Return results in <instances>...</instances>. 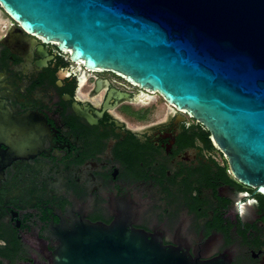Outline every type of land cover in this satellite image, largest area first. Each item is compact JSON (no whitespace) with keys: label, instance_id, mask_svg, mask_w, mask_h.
Returning a JSON list of instances; mask_svg holds the SVG:
<instances>
[{"label":"flooded vegetation","instance_id":"flooded-vegetation-1","mask_svg":"<svg viewBox=\"0 0 264 264\" xmlns=\"http://www.w3.org/2000/svg\"><path fill=\"white\" fill-rule=\"evenodd\" d=\"M81 221L264 264V194L158 92L90 70L0 5V264H51Z\"/></svg>","mask_w":264,"mask_h":264},{"label":"water","instance_id":"water-1","mask_svg":"<svg viewBox=\"0 0 264 264\" xmlns=\"http://www.w3.org/2000/svg\"><path fill=\"white\" fill-rule=\"evenodd\" d=\"M29 34L90 70L158 92L204 126L235 178L264 194V0H0ZM51 264L201 262L139 230L81 221Z\"/></svg>","mask_w":264,"mask_h":264}]
</instances>
